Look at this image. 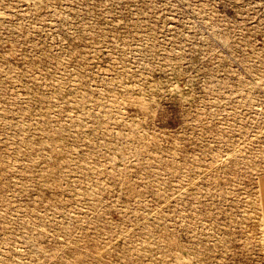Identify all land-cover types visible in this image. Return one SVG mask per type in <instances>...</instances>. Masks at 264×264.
<instances>
[{
    "label": "rangeland",
    "instance_id": "obj_1",
    "mask_svg": "<svg viewBox=\"0 0 264 264\" xmlns=\"http://www.w3.org/2000/svg\"><path fill=\"white\" fill-rule=\"evenodd\" d=\"M0 264H264V0H0Z\"/></svg>",
    "mask_w": 264,
    "mask_h": 264
},
{
    "label": "built area",
    "instance_id": "obj_2",
    "mask_svg": "<svg viewBox=\"0 0 264 264\" xmlns=\"http://www.w3.org/2000/svg\"><path fill=\"white\" fill-rule=\"evenodd\" d=\"M253 10H254V7H249V9H248V16H250V18H253L252 20L250 19V25L251 26H255L256 25V23H254L255 22V20H254V16H251V14L253 13Z\"/></svg>",
    "mask_w": 264,
    "mask_h": 264
},
{
    "label": "bare ground",
    "instance_id": "obj_3",
    "mask_svg": "<svg viewBox=\"0 0 264 264\" xmlns=\"http://www.w3.org/2000/svg\"><path fill=\"white\" fill-rule=\"evenodd\" d=\"M180 260V259H179Z\"/></svg>",
    "mask_w": 264,
    "mask_h": 264
}]
</instances>
